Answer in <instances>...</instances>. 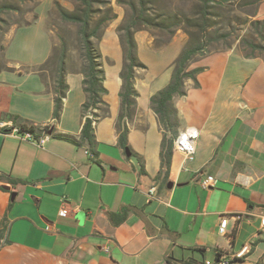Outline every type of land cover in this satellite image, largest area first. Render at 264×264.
<instances>
[{
  "label": "crops",
  "instance_id": "crops-1",
  "mask_svg": "<svg viewBox=\"0 0 264 264\" xmlns=\"http://www.w3.org/2000/svg\"><path fill=\"white\" fill-rule=\"evenodd\" d=\"M52 1H40L34 19L11 27L4 39L0 264H166L167 258L206 264L215 262L218 253L231 257L241 250L244 256L230 264H264V58H246L233 47L195 59L191 68L202 70L195 81L185 80V95L172 101L179 133L196 134L195 154L183 161L173 151L163 182L156 178L162 130L150 97L169 82L171 72L162 69L154 84L145 82V69L136 71L137 106L126 123L127 156V148L118 145L123 58L117 34L96 42L107 89L103 100L109 106L108 117L93 123L97 157L86 144L59 137L79 140L86 94L83 75L68 55V88L59 118L53 117L56 94L49 73L38 71L55 45L46 25ZM123 14L120 7L118 22ZM139 32L147 34V46L155 49L150 34ZM184 41L182 36L166 68ZM20 126L36 132L20 134L15 131ZM208 176L215 183L203 188L201 180ZM64 206L69 213L61 217Z\"/></svg>",
  "mask_w": 264,
  "mask_h": 264
},
{
  "label": "trees",
  "instance_id": "trees-1",
  "mask_svg": "<svg viewBox=\"0 0 264 264\" xmlns=\"http://www.w3.org/2000/svg\"><path fill=\"white\" fill-rule=\"evenodd\" d=\"M28 0H0V36L3 38L8 32L9 23L2 15L10 11H19L18 3ZM63 1H70L71 7L63 6ZM193 2L191 16L181 12H163L156 6L158 0H115L116 5L125 8L123 17L116 27L119 44L122 51V67L119 73L121 86L119 90L120 111L117 118L118 145L123 149L128 146V127L136 112L135 88L136 71L145 69L137 55L135 34L139 31H147L153 38V44L159 48L166 45L172 36L182 30L186 35L183 46L171 64L169 82L150 97V106L155 112L160 129L162 141L160 146V163L157 179L166 182L169 175L171 159L173 155V142L178 136L179 117L172 101L175 96L185 95L184 82L186 79L196 80V75L202 68H191L196 58L206 54L207 48L213 47L220 39L225 38L226 33H219L212 19L216 16V10L232 0H191ZM260 0H249V5ZM40 3V2H39ZM39 5V4H38ZM53 7L57 19L61 23L75 25L80 47L81 66L78 68L83 75L82 86L86 94V100L82 104V114L85 116L81 128L79 140L71 136H59L74 144H86L92 155L97 157L95 150L96 140L94 135V121L109 115V106L103 100L107 93L104 86V70L102 68L101 55L97 50L96 42L101 37L106 26L117 18L112 0H53ZM248 27L240 38V46L246 49V58L258 57L264 46L257 42L252 32L264 33V20H252L245 22ZM4 25V26H2ZM52 31L53 24L47 25ZM165 36L160 39L159 36ZM60 41V47L48 59L38 67V71L49 73V82L55 92L53 117L59 118L62 110V100L67 91L65 82L66 59L68 58L65 37L56 31ZM218 51V50H216ZM215 51V52H216ZM44 76V74H43ZM45 80V78L43 77ZM197 84V83H196ZM99 110V114L94 110ZM89 116H92L91 118ZM32 127L20 126L19 133L35 134ZM140 164V162H139ZM141 171L143 170L140 164ZM4 223L0 228V239L3 236ZM221 255L218 253V257ZM193 263V262H191ZM190 262H175L170 258L166 264H191Z\"/></svg>",
  "mask_w": 264,
  "mask_h": 264
},
{
  "label": "rangeland",
  "instance_id": "rangeland-1",
  "mask_svg": "<svg viewBox=\"0 0 264 264\" xmlns=\"http://www.w3.org/2000/svg\"><path fill=\"white\" fill-rule=\"evenodd\" d=\"M40 1L42 0H28L23 3H18V6L20 8L19 11H10L3 14L2 17L9 23V29L16 25L26 24L34 19V17L36 16L35 11ZM247 1L249 0H232L215 11L216 16L212 19V22H214L216 29L210 30V32L218 30L219 33L227 32V35L225 36V38L220 39V41L213 45V47L207 48V53L215 52L216 50H226L233 47L238 48L244 55L247 53L246 49L240 46V38L245 33V30L248 27V24L245 22L252 20H264V0L257 1L254 4L252 3V5H249ZM62 3L66 8L71 7L70 1H63ZM113 3L116 4L115 0H112V4ZM51 5L52 6L47 13L46 25L51 23L54 26L52 27V31L54 32L55 45L52 51L56 52L60 47V41L56 35V31H58L59 34L65 37L67 53L70 57H72L73 66L76 68H80L81 51L76 34L77 27L75 25L61 23L57 19V15L55 14L53 1ZM156 6L163 12H181L187 16H191L192 13H190V11L192 10L193 2L191 0H158ZM121 8L125 11V8ZM119 11L120 7L116 5L115 12L119 14ZM258 14L261 15L258 16ZM114 23L119 22L117 19L111 21L104 29L99 40L103 37L112 38L115 34H117L116 28L114 30H110V26ZM158 34L159 33H157V36H159ZM252 34L257 42L264 46V33L262 32V34H259L253 31ZM182 36H184V39L186 38V35L183 33V31L178 30L172 36L168 46L165 47L164 50L155 51L157 47L154 46L155 49H149V47L147 46L146 40L148 36L145 32H137L135 34L137 55L139 60L145 66V70L147 71L145 82H152L156 84L160 80L162 69H165L163 74H170L171 65L166 68L168 64L167 61L169 60L170 55H172V52L178 42H181ZM159 37L160 39H164L165 36L163 35ZM4 39L5 36L3 38H1L0 36V68L4 67ZM258 52L256 54L264 58V50L261 51V53ZM134 143L138 145V142ZM130 158L133 162L135 161L138 165H140L137 157L134 154H132V157Z\"/></svg>",
  "mask_w": 264,
  "mask_h": 264
},
{
  "label": "built area",
  "instance_id": "built-area-1",
  "mask_svg": "<svg viewBox=\"0 0 264 264\" xmlns=\"http://www.w3.org/2000/svg\"><path fill=\"white\" fill-rule=\"evenodd\" d=\"M45 127L46 125H43L41 128L44 129ZM15 131L19 133L20 128H16ZM26 134L31 135L28 133ZM195 138H196V134L188 130L187 131L185 130L184 132L179 133L178 136L175 138L173 142V151L180 153L183 158V161L193 159V156L195 154ZM42 141L43 140H40L39 143H41ZM85 153L88 154V152H85ZM214 183H215V179L211 176L205 177L204 179L201 180V186L203 188H210L214 185ZM154 191H155V187H151L149 189L150 194H152ZM68 213H69L68 209L64 206L59 210L58 215L61 217H65L68 215ZM261 226H264V219L261 221ZM225 227H226V220L223 219L220 222L219 231L221 233H224ZM3 239L4 238L2 237L0 240H3ZM243 256H244V250H241L238 253L232 255L231 257L220 256L215 262L213 263L206 262V264H230L232 260L240 259Z\"/></svg>",
  "mask_w": 264,
  "mask_h": 264
},
{
  "label": "water",
  "instance_id": "water-1",
  "mask_svg": "<svg viewBox=\"0 0 264 264\" xmlns=\"http://www.w3.org/2000/svg\"><path fill=\"white\" fill-rule=\"evenodd\" d=\"M126 154H127V156L130 155V152L128 151V149H126ZM168 187L171 188L172 187V183H169V186ZM13 197H14V194L12 195V198Z\"/></svg>",
  "mask_w": 264,
  "mask_h": 264
}]
</instances>
